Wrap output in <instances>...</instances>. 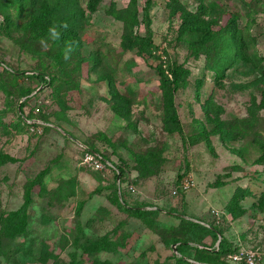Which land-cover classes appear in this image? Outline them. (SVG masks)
Wrapping results in <instances>:
<instances>
[{
	"label": "rangeland",
	"instance_id": "374dc122",
	"mask_svg": "<svg viewBox=\"0 0 264 264\" xmlns=\"http://www.w3.org/2000/svg\"><path fill=\"white\" fill-rule=\"evenodd\" d=\"M25 1L0 30V264H264V0H150L148 30L144 0ZM69 3L83 59L55 67L37 39Z\"/></svg>",
	"mask_w": 264,
	"mask_h": 264
},
{
	"label": "trees",
	"instance_id": "16d2710c",
	"mask_svg": "<svg viewBox=\"0 0 264 264\" xmlns=\"http://www.w3.org/2000/svg\"><path fill=\"white\" fill-rule=\"evenodd\" d=\"M25 0H0V30L3 27V24L6 23L7 17L9 16V10L14 9L16 11V14H22L25 12ZM28 6L31 8V11L29 13V16L32 17L33 19H38V11L39 9L36 7V5L32 2V4L28 3ZM150 7V0H144L143 5H142V10H141V21L145 24V28L148 30V24H149V19H148V9ZM27 13V12H26ZM77 14L74 12V8L72 7V3H69L68 9H67V15L57 18L52 26L53 28L50 29L44 36L41 38L37 39V46L38 42L41 43V47H43L45 50H36L37 52H40L41 56L44 57L45 59L47 58L50 63H52L54 66L56 65L63 67L64 65L68 64L69 62H73L74 64H78L80 60L83 58L80 55V49H81V42L79 40V34L78 31L80 30V22L77 20ZM217 21H209L206 23L205 26H190V32L194 39H196L200 44L204 42H210L212 48H218L219 45V40L223 38V36L220 34L221 30L220 28L213 32L214 30L209 29V26H216ZM233 28V27H232ZM232 31L235 33L232 35V40L234 37V40L236 41L237 35L234 29ZM129 34H135L131 32L130 30L127 31ZM125 35L123 36V39L126 40V47L131 48V47H142L149 42V37L148 36H134V35ZM13 42L20 48V49H25V45L21 42L20 39L17 38H12ZM35 41V40H33ZM230 41V40H228ZM42 51V52H41ZM216 51V50H215ZM219 61H221V58H217ZM223 59V58H222ZM52 65V66H53ZM55 66V67H56ZM59 67V68H61ZM211 68L214 69L216 74L222 73L223 70L219 69L216 66H211ZM158 72L162 75L163 73L158 70ZM177 69L172 68L170 69V76H164L162 78V83L168 87V85H171V94L168 96V100H172V93H174L175 89L178 86V80L176 78L177 76ZM29 77L33 79H37L39 82L44 83L47 82V74L42 70H39L37 72H28ZM54 76L49 77V81L54 80ZM199 84V83H198ZM28 94V91H26L23 95ZM115 96H117L115 94ZM21 107L22 104L19 103L18 106V113L21 115ZM170 108V107H169ZM170 113H168V120L173 124L175 123V112L174 110L170 109ZM175 130H179L178 127H176L175 124ZM213 133H218L220 134L221 137L224 136V131L222 125H218V129L215 130ZM101 162H106L113 168L114 175L116 176L118 173H122V170L119 166H114L110 162H108L104 157H99ZM105 165V164H104ZM134 209V208H132ZM135 213L139 212H145L147 213L146 210H138L134 209L133 210ZM181 218V217H180ZM179 218V221L182 219ZM182 222V221H181ZM187 228L191 229H196V230H203V228H208L207 230L208 233L212 234V232L217 236L219 235L220 242H219V248L218 251H222L225 247V241L223 240V237L219 232H217L214 228H210L208 226H203L199 225L197 222H191V221H184L183 222ZM174 242V241H173ZM186 247L185 242H181L176 246V252H178L180 249H183ZM180 248V249H179ZM175 264H195L191 263L188 261H184L181 258V255L178 257H175Z\"/></svg>",
	"mask_w": 264,
	"mask_h": 264
},
{
	"label": "built area",
	"instance_id": "2783aa9c",
	"mask_svg": "<svg viewBox=\"0 0 264 264\" xmlns=\"http://www.w3.org/2000/svg\"><path fill=\"white\" fill-rule=\"evenodd\" d=\"M82 163L84 165L89 166L90 168L94 170H100L102 167H104V164H102L100 158L94 155L89 150H86L84 152L83 157H82Z\"/></svg>",
	"mask_w": 264,
	"mask_h": 264
},
{
	"label": "water",
	"instance_id": "95a60500",
	"mask_svg": "<svg viewBox=\"0 0 264 264\" xmlns=\"http://www.w3.org/2000/svg\"><path fill=\"white\" fill-rule=\"evenodd\" d=\"M217 237H219V235H217Z\"/></svg>",
	"mask_w": 264,
	"mask_h": 264
}]
</instances>
